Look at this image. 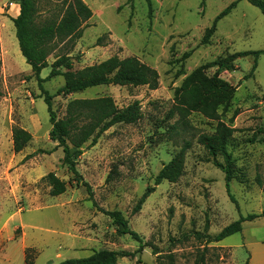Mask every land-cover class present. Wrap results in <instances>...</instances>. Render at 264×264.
I'll use <instances>...</instances> for the list:
<instances>
[{
	"label": "rangeland",
	"instance_id": "1",
	"mask_svg": "<svg viewBox=\"0 0 264 264\" xmlns=\"http://www.w3.org/2000/svg\"><path fill=\"white\" fill-rule=\"evenodd\" d=\"M17 1L0 0V264H57L103 248L135 252L116 264H264V216L243 221L241 231L220 241H208L240 214L264 211V141L258 133L264 126V13L247 0H84L92 16L81 37L72 46L56 48L40 77L63 53L74 69L116 55L136 56L158 73L155 88L101 85L53 97L58 117L76 98L111 96L118 107L139 102L138 121L114 124L95 144L83 147L76 168L90 186V198L85 186L70 181L62 149L49 137L47 104L19 50L11 20L19 12ZM232 1L236 5L219 19L209 43L202 44L206 28ZM237 51H260L251 76L252 55L236 58L234 69L205 70L234 87L229 106L219 112L234 128L227 147L236 206L215 163L222 158L214 159L197 142L199 134L214 131L216 122L198 112L184 119L169 112L174 89L185 75ZM185 52L189 56L179 61ZM180 68L183 74H178ZM63 84L62 75L42 82L51 94ZM13 127L31 134L19 152L12 147ZM185 141L190 147L181 176L156 185L134 212L146 186L154 184L160 168ZM48 172L67 183L63 193L50 194L42 180ZM106 210H119L143 246L119 234Z\"/></svg>",
	"mask_w": 264,
	"mask_h": 264
},
{
	"label": "trees",
	"instance_id": "2",
	"mask_svg": "<svg viewBox=\"0 0 264 264\" xmlns=\"http://www.w3.org/2000/svg\"><path fill=\"white\" fill-rule=\"evenodd\" d=\"M149 3V0H147ZM251 5L264 13V0H247ZM203 3V0H202ZM19 12L12 17L15 28V36L19 50L36 77L42 92V97L47 104L51 129L49 137L57 142L56 146L62 149V164L71 172L76 185L85 186L89 197L92 192L90 186L83 180L76 168L77 159L82 154L84 146L96 143L98 137L109 127L117 123H134L138 121L142 112L139 102L134 100L125 106L118 107L111 96H98L92 98H76L69 100L65 107L63 117H58L53 109V97L55 95L67 96L74 92H81L88 88L101 85H146L155 88L158 80L157 71L142 62L136 56L119 58L116 55L107 59L87 65L79 69L73 68L71 57L66 53L58 54L51 64L49 74L42 78L40 72L48 65V56L58 47L74 45L82 35L87 21L92 16L91 8L84 0H18ZM236 5L232 1L221 10L213 19L211 25L206 28L201 39L202 44L209 43L210 37L216 30V24ZM69 46V47H71ZM260 51H237L223 58L203 63L185 75L181 83L175 87L173 94V107L169 115L178 114L184 119L193 112L202 114L205 118L215 121L214 131L203 132L198 135L197 142L201 144L214 159L220 156L223 162L215 161L224 172L225 189L232 202L237 203L230 193L229 183L233 178V159L228 150V143L232 137L234 128L226 124L220 118L219 109L226 110L234 94V87L214 73L209 76L205 70L218 66L234 69L233 61L242 56L252 55L254 61L250 72L251 76L257 63ZM190 52H185L178 59L184 61ZM181 63V67H182ZM178 74H183L180 68ZM55 75L64 77V84L55 94L49 93L43 88L42 82ZM233 114L230 120H233ZM260 139L264 141V126L258 129ZM31 139V134L21 128H12V147L14 152L21 151ZM190 147V142L185 141L179 151L160 168L154 177V184L146 186L133 208L137 212L147 196L155 190V186L163 180L176 181L182 174L185 164V155ZM49 186L50 194L58 195L66 190L67 183L48 172L42 177ZM256 182L261 184L257 177ZM264 188V186H263ZM113 221L117 231L121 235L129 236L143 246L142 239L137 232L130 229L128 220L119 210L104 211ZM264 216L261 213L240 214L239 218L224 226L218 233L208 236V241H220L228 235L242 230V222ZM135 252L126 250L99 249L87 257L68 258L57 264H116L121 257H133ZM139 263V261H138Z\"/></svg>",
	"mask_w": 264,
	"mask_h": 264
}]
</instances>
